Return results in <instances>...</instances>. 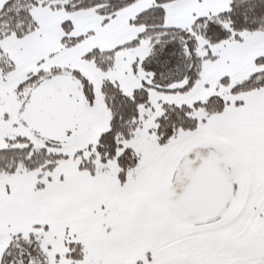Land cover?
Segmentation results:
<instances>
[{"label":"snow or ice","instance_id":"1","mask_svg":"<svg viewBox=\"0 0 264 264\" xmlns=\"http://www.w3.org/2000/svg\"><path fill=\"white\" fill-rule=\"evenodd\" d=\"M0 264H264V0H0Z\"/></svg>","mask_w":264,"mask_h":264}]
</instances>
